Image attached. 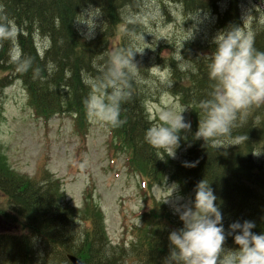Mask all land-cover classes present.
<instances>
[{
	"label": "trees",
	"instance_id": "obj_1",
	"mask_svg": "<svg viewBox=\"0 0 264 264\" xmlns=\"http://www.w3.org/2000/svg\"><path fill=\"white\" fill-rule=\"evenodd\" d=\"M169 1L178 3L186 16L201 10L211 12L212 31L230 24L241 26L237 0ZM144 5L143 0H0V17L14 20L19 28L15 42H0V122L3 91L16 81L22 84L36 116L47 121L69 114L75 127L84 133L90 119L83 105L91 91L89 84L103 78L109 53L132 46L130 32L138 31L140 25L124 17ZM161 5L163 9L162 1ZM90 7L98 10L100 25L91 39H85L86 31H81L78 21L81 12ZM252 28L255 47L264 51V26ZM211 41L181 44L185 71L173 55L159 61L170 71L171 95L192 110L193 132L202 118L199 101L209 91L207 64L214 50ZM14 47L21 50L24 60L31 61L27 73L16 71L10 58ZM135 60L140 71L132 80L130 98L121 105L123 124L112 127L105 123L116 146L126 149L130 170L146 177L148 184L166 173L189 198L194 196L196 184L205 180L218 198L226 229L232 222L250 220L256 223L254 232L264 231V106L251 109L243 125L234 129L233 136H245L246 140L205 145L190 136L181 141V148L187 149L186 160H171L145 142V131L155 124L146 109V83L155 78L148 77V65L141 67L145 63L141 54H136ZM228 142L234 145L228 146ZM2 147L0 144V220L4 222L0 225V264H70L68 254L84 264H116L126 253L135 257L136 264H163L168 254V234L182 226L165 204L142 212L143 218L148 216L147 231L139 235L137 243L128 249L113 247L95 205L86 202L90 224L82 226L58 179L48 173L36 178L15 172ZM186 161L197 163L184 167ZM9 225L19 226L22 232L1 229ZM226 246L234 247L230 237Z\"/></svg>",
	"mask_w": 264,
	"mask_h": 264
},
{
	"label": "rangeland",
	"instance_id": "obj_2",
	"mask_svg": "<svg viewBox=\"0 0 264 264\" xmlns=\"http://www.w3.org/2000/svg\"><path fill=\"white\" fill-rule=\"evenodd\" d=\"M143 1L145 5L139 11L128 12L124 18L140 25L138 31L130 32V44L144 51L141 55L145 63L141 67L148 65L151 68L148 77L155 78L146 83L149 90L146 103L149 117L158 124L162 112L188 108L183 115L191 120V108L182 105L168 90L170 71L159 61L162 57L173 55L181 61L182 69L186 58L179 52L181 44L211 41L217 33L212 31L214 17L209 14L211 12L201 10L202 23L196 24L191 20L194 14L184 15L178 3L169 0ZM237 6L241 27L246 31L254 33L253 25L264 26V0H237ZM246 9H252V13L243 20ZM88 12L90 15L99 13L94 7L82 11L79 17L81 31H88L83 22L91 24L90 19L85 21ZM205 13L208 14L207 18ZM99 21L100 16L94 18V32L100 25ZM141 34L144 41L136 40L135 37ZM118 40L119 35L114 41ZM197 51L201 52V47H197ZM182 70L185 71L184 68ZM2 113L0 144L10 167L29 177L41 178L44 173H48L58 179L66 201L76 212L82 226L90 224L85 211L86 202L95 205L101 212L107 241L113 247L128 249L137 243L139 235L142 237L147 231L145 225L148 216L143 218L142 212L149 211L155 204H165L163 202L171 195L173 184L178 185L179 193L185 200L190 199L166 173L155 179L153 184H148L146 177L131 171L127 166L126 149L116 146L104 122L89 119L86 131L81 133L69 114H59L43 121V118L34 114L20 82H12L4 89ZM224 144L227 145V142ZM186 153L187 149L180 147L176 157L170 159L186 160ZM165 205L171 210L169 204ZM0 225H4L1 220ZM1 229L22 232L17 225ZM116 264H136L135 257L126 253L122 259H117Z\"/></svg>",
	"mask_w": 264,
	"mask_h": 264
},
{
	"label": "clouds",
	"instance_id": "obj_3",
	"mask_svg": "<svg viewBox=\"0 0 264 264\" xmlns=\"http://www.w3.org/2000/svg\"><path fill=\"white\" fill-rule=\"evenodd\" d=\"M90 12L85 21L90 19L91 24L83 22L88 27V32L83 34L85 39L94 36V18L100 16ZM251 13L252 9H246L242 19H248ZM191 20L202 23L200 11ZM18 34L14 20L0 17V42H15ZM135 39L144 41V36L137 35ZM211 43L214 50L207 64L209 91L199 101L202 118L196 130L193 132L191 120L183 115L188 108H182L177 112H162L161 122L145 131V142L168 157L175 158L181 141H187L190 136L205 145L246 140L245 136H233L234 129L243 125L251 109L264 106V51L255 47L253 33L230 24L217 31ZM143 52L130 46L109 53L103 78L89 84L90 94L83 101L90 119L112 127L123 124L121 105L131 96L132 80L139 70L135 57ZM10 58L17 72H28L31 61L24 60L19 48L11 50ZM186 66L181 65L182 69ZM196 163L186 161L183 166L195 167ZM171 188V195L163 203L169 204L182 226L169 232L168 254L163 264H264V231L254 232L256 223L250 220L232 222L226 229L210 183L198 182L194 196L187 200L180 195L178 185L173 184ZM229 237L234 247L226 246Z\"/></svg>",
	"mask_w": 264,
	"mask_h": 264
},
{
	"label": "water",
	"instance_id": "obj_4",
	"mask_svg": "<svg viewBox=\"0 0 264 264\" xmlns=\"http://www.w3.org/2000/svg\"><path fill=\"white\" fill-rule=\"evenodd\" d=\"M67 257H68L69 261L71 262V264H84L79 258H77L74 255L69 254Z\"/></svg>",
	"mask_w": 264,
	"mask_h": 264
},
{
	"label": "bare ground",
	"instance_id": "obj_5",
	"mask_svg": "<svg viewBox=\"0 0 264 264\" xmlns=\"http://www.w3.org/2000/svg\"><path fill=\"white\" fill-rule=\"evenodd\" d=\"M54 47V46H53Z\"/></svg>",
	"mask_w": 264,
	"mask_h": 264
}]
</instances>
